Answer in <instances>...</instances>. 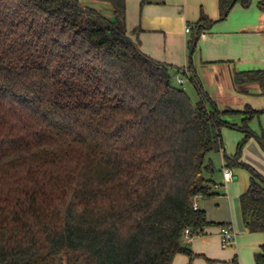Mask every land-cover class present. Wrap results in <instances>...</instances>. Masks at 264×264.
<instances>
[{
    "label": "trees",
    "instance_id": "1",
    "mask_svg": "<svg viewBox=\"0 0 264 264\" xmlns=\"http://www.w3.org/2000/svg\"><path fill=\"white\" fill-rule=\"evenodd\" d=\"M109 2L114 20L79 0H0V264L192 258L184 230L211 224L195 205L218 194L204 173H213L206 156L223 150L224 128L244 134L225 155L227 168L250 173L243 224L264 232V176L240 159L255 136L249 122L264 109L219 110L196 76L193 104L171 67L127 32L125 0ZM231 2L218 0L221 18ZM213 23L201 13L190 51ZM234 81L264 95V70ZM233 114L243 115L240 125L224 118ZM254 261L264 264V247Z\"/></svg>",
    "mask_w": 264,
    "mask_h": 264
},
{
    "label": "crops",
    "instance_id": "2",
    "mask_svg": "<svg viewBox=\"0 0 264 264\" xmlns=\"http://www.w3.org/2000/svg\"><path fill=\"white\" fill-rule=\"evenodd\" d=\"M143 1L125 0L126 30L139 42L143 53L171 67L173 84L178 83L179 79H182L181 84L185 83L182 74L193 84L191 78L196 76L219 110L240 111L246 106L254 110L264 109V95L260 93L257 84L238 85L234 81L237 72L264 70V8L259 6L262 0H251L248 6L236 1L223 18L218 0H147L142 3ZM79 2L97 10L107 19L114 20L109 0ZM201 13L214 23L200 34L194 50L190 51L188 39L193 23L200 18ZM186 26L189 31L185 30ZM136 28L139 31L134 33ZM176 83L174 85L178 86ZM208 106L210 107L209 104ZM235 117L240 121L243 119V115H228L224 118L238 125L233 121ZM249 127L255 136L248 141L255 149L251 150L252 157H244L242 161L264 176V151L260 148L258 150L253 144L255 140L258 141L257 137L264 142V113L253 117ZM238 138L240 135L236 136ZM226 149L224 147L220 151L223 169L226 168L225 155L232 158L235 154ZM208 175L204 173V176ZM222 178L226 190H219L224 186L223 183H216L214 186L218 194L214 196L217 198L213 200V204L218 206L217 209L213 210L208 203L201 205L202 198L196 201V206L205 211L211 224L204 227L202 233L183 240L193 257L178 253L171 264H219L223 255L227 254L232 256L234 264H255L254 255L264 247V232H250L242 221L240 195L247 189L249 181L246 183L244 179L243 187L239 186L230 192L227 184L231 180L226 182L223 174ZM235 179L233 175V180ZM223 224L237 225L236 241L230 249H225L220 241V226Z\"/></svg>",
    "mask_w": 264,
    "mask_h": 264
},
{
    "label": "rangeland",
    "instance_id": "3",
    "mask_svg": "<svg viewBox=\"0 0 264 264\" xmlns=\"http://www.w3.org/2000/svg\"><path fill=\"white\" fill-rule=\"evenodd\" d=\"M181 77L183 78L185 83L181 84L179 82L178 83L174 82V84L176 83L178 85V87H181L186 92V94L188 95L190 101L193 104H195L199 100V95H198L197 89L195 88L194 84H192L189 81L188 77H186L183 74L181 75ZM174 80H175V78H173V81ZM233 115L234 116H236V115L240 116L241 114H233ZM233 121L238 123V125L241 124V121L239 120L238 117H235ZM239 135H240V138L236 139V136L239 137ZM242 137H243L242 131H240L238 129H234V128H224L222 130V139H223L225 149L227 148L226 149L227 152L230 150V151H233V153H236L237 144L241 141ZM250 144H251L250 141H248L243 145V147L241 149V155H240L241 160H244V157H246V158L252 157L253 151H251V150L255 149V148L253 146H251ZM253 144H255V146L258 148V150L261 149L263 151V149L261 148V146L259 145L257 140H255ZM249 151H251V152H249ZM206 162H211L213 169H214L213 173L211 175H208V176L215 182V184L216 183L217 184H221V183L224 184V186L219 189L220 191H222L223 189L226 190V184L222 178L223 167H222V162H221V153L220 152H214V151L210 152L206 156ZM231 170L233 172V175L236 177V179L235 180L232 179L227 184V188L229 189L230 192L236 190L239 186L243 187V184L245 182L247 183L249 181V176H250V173L246 169H243V168L231 167ZM244 179H245V182L243 183L242 181ZM218 188H219V186H218ZM216 198L217 197L202 199L200 201V203L203 206L206 203L211 204V206L213 207V210H215V209H217L218 206L213 204L214 203L213 200H216ZM235 200H236V198H235ZM233 227H234V229H236L235 231H237V225L235 224ZM231 247H233V245L227 246V247H225V249H230ZM223 256H224V258L219 264H234L233 261H231V258H232L231 255L229 256L227 254V255H223ZM57 264H65L64 256H62L58 260Z\"/></svg>",
    "mask_w": 264,
    "mask_h": 264
},
{
    "label": "built area",
    "instance_id": "4",
    "mask_svg": "<svg viewBox=\"0 0 264 264\" xmlns=\"http://www.w3.org/2000/svg\"><path fill=\"white\" fill-rule=\"evenodd\" d=\"M186 31H189V27L186 26ZM179 83H182V79H179ZM223 177L225 181H230L233 179V172L230 168L223 169ZM196 206V205H195ZM194 235H198L196 233H192L189 228L184 230V239H188ZM220 241L224 247L232 246L236 241V231L231 224H223L220 226Z\"/></svg>",
    "mask_w": 264,
    "mask_h": 264
},
{
    "label": "water",
    "instance_id": "5",
    "mask_svg": "<svg viewBox=\"0 0 264 264\" xmlns=\"http://www.w3.org/2000/svg\"><path fill=\"white\" fill-rule=\"evenodd\" d=\"M235 2H236V0H232V2H231V6H232Z\"/></svg>",
    "mask_w": 264,
    "mask_h": 264
}]
</instances>
